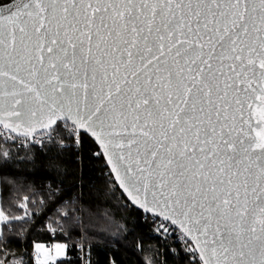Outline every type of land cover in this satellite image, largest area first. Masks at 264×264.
I'll return each mask as SVG.
<instances>
[{
    "label": "snow or ice",
    "instance_id": "obj_1",
    "mask_svg": "<svg viewBox=\"0 0 264 264\" xmlns=\"http://www.w3.org/2000/svg\"><path fill=\"white\" fill-rule=\"evenodd\" d=\"M58 120L196 264H264V0H20L0 15V125Z\"/></svg>",
    "mask_w": 264,
    "mask_h": 264
},
{
    "label": "trees",
    "instance_id": "obj_2",
    "mask_svg": "<svg viewBox=\"0 0 264 264\" xmlns=\"http://www.w3.org/2000/svg\"><path fill=\"white\" fill-rule=\"evenodd\" d=\"M58 137L25 150L0 139V208L11 220L1 228L4 264H36L38 242L70 246L68 258L55 264H81V243L92 251L91 264H196L175 234H158L151 218L131 206L93 140L84 135L77 150L73 137ZM26 199L28 220L14 219ZM52 222L59 232L47 230Z\"/></svg>",
    "mask_w": 264,
    "mask_h": 264
},
{
    "label": "built area",
    "instance_id": "obj_3",
    "mask_svg": "<svg viewBox=\"0 0 264 264\" xmlns=\"http://www.w3.org/2000/svg\"><path fill=\"white\" fill-rule=\"evenodd\" d=\"M71 128L72 126L69 123H59L56 128H54L52 131L48 132V133H44V134H39L36 136H31V137H17L15 135L10 134L7 130H5L3 127L0 126V139L8 145H12L18 149H30V148H34V149H42L44 147H46L48 144L52 143V142H57V140L59 139V133L60 132H65L67 133L68 136H70V132H71ZM72 137V136H71ZM83 140V137H82ZM82 140L79 144H77L74 141V145L76 147V149L80 150L82 148ZM59 146L63 147V148H67L70 146V143L65 142V141H61L59 143ZM100 155H102L101 152H99ZM99 155V156H100ZM97 156V155H96ZM22 205H26V207H22L23 208V214L21 215V217H23V219L21 220H28L29 218V213H28V200L26 199ZM147 217H150V222L152 224H155L156 226V231L157 229H159V225L160 223H164V224H168V222L166 221H162V219L157 220V222H153L154 218L147 215ZM146 217V219H147ZM58 222V221H57ZM57 222H52L50 224H48L47 226V230L49 232H59L58 227L55 225ZM175 226H169V231L171 232L172 228ZM158 234H161L162 236L168 238L169 235L166 233H163V229H159V231H157ZM176 236V239L179 243H181L183 245V247L186 250V253L192 257V259L196 262V259L193 258V254L187 250L188 245L184 243V240L180 237H182V234L179 232V230L177 229L176 232L174 233ZM51 244H48V248H50ZM78 251H79V258L81 260V264H91L92 263V251L89 247L84 246L83 243L78 245ZM198 259V256L196 257ZM49 262H52V260H48Z\"/></svg>",
    "mask_w": 264,
    "mask_h": 264
},
{
    "label": "water",
    "instance_id": "obj_4",
    "mask_svg": "<svg viewBox=\"0 0 264 264\" xmlns=\"http://www.w3.org/2000/svg\"><path fill=\"white\" fill-rule=\"evenodd\" d=\"M19 2H20V0H0V15H9L11 12H14V11L16 10V5H17ZM59 123H69V124L71 125V121H67V122H66V121H60V120H58V121H57V124H56V125H53L51 129H43V128H40L39 126H37L36 130H35L30 136H24V135H22V134H19V131H22V130H18V132H11L10 130H7V129H5V130H7L10 134L15 135V136H17V137H24V138H26V137L36 136V135H39V134L48 133V132L52 131L54 128H56V126H57ZM0 126L3 127L2 125H0ZM71 126H72V125H71ZM86 136H88V137H89L91 140H93V142H94V139H93V138H91L89 135H86ZM94 143H95V142H94ZM95 144H96V145L98 146V148H99V145H98L97 143H95ZM99 149H100V148H99ZM100 151H101V153H102V155H103V150L100 149ZM103 157H104V156H103ZM104 159H105V161H106V164H107L108 168H109L110 171H111V165H109V164L107 163V157H104ZM111 174H112V176H113V178H114V180H115V174L112 173V172H111ZM115 182H116L117 186L119 187V182H117L116 180H115ZM119 189L121 190L122 194L127 198L128 202L131 204V206H133V207L136 208L137 210L141 211L142 213H144V214L149 215V216L152 217V214H151V213H145V212L143 211V209H140V208H138L135 204H133V203L131 202V200L127 197V194L123 192V189H121L120 187H119ZM161 219H162V218H161Z\"/></svg>",
    "mask_w": 264,
    "mask_h": 264
},
{
    "label": "rangeland",
    "instance_id": "obj_5",
    "mask_svg": "<svg viewBox=\"0 0 264 264\" xmlns=\"http://www.w3.org/2000/svg\"><path fill=\"white\" fill-rule=\"evenodd\" d=\"M10 221H11V220L9 219V222H10ZM2 226H3V224H0V231H1ZM56 244H58V243H56ZM56 244H54V246H55ZM59 244H64V245H66L67 247H66L65 254H64L63 256L56 257V256H55V251H54V246H51V252H50V253H51V255H52L53 257H55L54 261H55L56 263L66 258L67 250H68V246H69V245H67V244H65V243H59ZM36 245H38V244H36ZM39 245H41V244H39ZM43 246H44V248H45V245H43ZM35 249H36V246H35ZM46 249H47V245H46ZM35 252H36V257H37V250H35ZM44 258H45V257H44V254L41 253V254H40V259L42 260V259H44Z\"/></svg>",
    "mask_w": 264,
    "mask_h": 264
},
{
    "label": "crops",
    "instance_id": "obj_6",
    "mask_svg": "<svg viewBox=\"0 0 264 264\" xmlns=\"http://www.w3.org/2000/svg\"><path fill=\"white\" fill-rule=\"evenodd\" d=\"M0 210H1V208H0ZM6 215V214H5ZM9 222V221H8ZM36 244H41V245H45V249H46V245H47V249L49 250V252H51V246H54V244H56V243H52L51 244V246H50V248H48V244H46V243H43V242H38V243H35V245H34V260H35V263L37 264V257H36V252H35V246H36ZM69 249H70V246H68V250H67V255H66V258H68V251H69ZM65 258V259H66ZM42 260H44V259H42ZM64 260V259H63ZM56 262L54 261V260H52V262H49V261H47V264H55Z\"/></svg>",
    "mask_w": 264,
    "mask_h": 264
}]
</instances>
